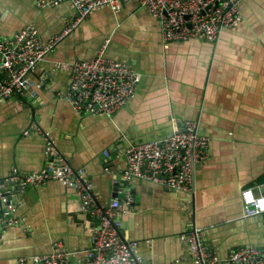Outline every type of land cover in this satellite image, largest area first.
<instances>
[{
  "label": "crops",
  "instance_id": "0c3cea01",
  "mask_svg": "<svg viewBox=\"0 0 264 264\" xmlns=\"http://www.w3.org/2000/svg\"><path fill=\"white\" fill-rule=\"evenodd\" d=\"M239 7L242 20L216 41H162L158 19L136 0L80 21L32 72L43 84L36 96L0 100V181L44 164L43 140L28 130L34 120L71 166L85 170L100 201H123L121 190L128 188L132 201L116 213L118 230L138 240L142 264H202L181 236L197 226L221 257L244 243L264 248V212L245 216L240 198L246 187L264 194V0H241ZM72 15L67 1L0 0V34L31 22L48 37ZM106 36V55L138 73L135 95L110 116L79 114L64 96L68 73L53 62L90 58ZM187 119L209 137L207 157L193 169L192 191L127 180L122 149L168 134L174 125L181 129ZM16 195L18 222L0 226V264H33L28 256L53 248L71 251L70 261L82 263L98 219L83 212L78 191L49 179Z\"/></svg>",
  "mask_w": 264,
  "mask_h": 264
},
{
  "label": "built area",
  "instance_id": "2783aa9c",
  "mask_svg": "<svg viewBox=\"0 0 264 264\" xmlns=\"http://www.w3.org/2000/svg\"><path fill=\"white\" fill-rule=\"evenodd\" d=\"M67 1L74 10L66 17L62 29L43 37L34 23H27L11 35L0 34V100L12 95L36 96L42 81L31 74L54 50L55 45L82 20L96 10L109 8L118 12L126 0H38L40 5H57ZM155 16L160 25L161 40L186 41L199 38L207 41L219 39L224 28H235L243 15L241 0H136ZM110 36L101 41L96 53L87 59L55 60L56 69L68 73L65 99L77 113L112 115L130 100L136 92L138 73L128 63L106 55ZM22 99V98H21ZM38 132L43 140L44 164L40 169L20 177L10 175L0 181V226L15 225L18 218L17 192L28 185H39L49 179L60 181L76 189L84 213L98 219L85 259L80 264H142L135 254L137 239L123 238L116 217L121 206L132 201L127 187L117 196L102 202L93 191V184L81 167H73L60 151L52 134L32 121L28 130ZM25 130V132H28ZM209 137L200 133L197 121H183L181 129L144 141L129 142L122 155L126 161V179L143 178L170 191L191 192L195 163L207 157ZM240 198L245 216L264 212V194L251 187L241 189ZM197 226L182 234L188 241L189 252L202 264H264V248L244 243L229 250L225 257L207 246ZM71 251L53 248L48 252L28 256L33 264H73ZM24 260V258H21Z\"/></svg>",
  "mask_w": 264,
  "mask_h": 264
}]
</instances>
